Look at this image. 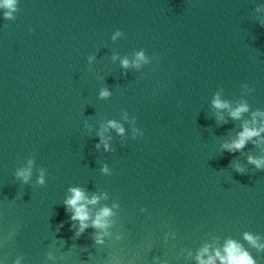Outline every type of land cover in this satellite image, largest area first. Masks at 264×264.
<instances>
[{
  "label": "water",
  "instance_id": "95a60500",
  "mask_svg": "<svg viewBox=\"0 0 264 264\" xmlns=\"http://www.w3.org/2000/svg\"><path fill=\"white\" fill-rule=\"evenodd\" d=\"M3 11L0 264H197L203 244L229 237L264 264L243 235L264 239V169L247 160L264 144L221 147L264 109V0H19L14 19ZM141 49L148 63L121 66ZM217 91L249 112L215 109ZM109 120L124 132L108 127L110 149L97 148ZM29 158L24 184L15 172ZM71 185L100 195L93 212L116 205L104 244L70 227Z\"/></svg>",
  "mask_w": 264,
  "mask_h": 264
},
{
  "label": "clouds",
  "instance_id": "9594fccd",
  "mask_svg": "<svg viewBox=\"0 0 264 264\" xmlns=\"http://www.w3.org/2000/svg\"><path fill=\"white\" fill-rule=\"evenodd\" d=\"M19 0H0V9H3V16L7 19H14V12L18 10ZM264 23V22H262ZM7 25H5L6 27ZM33 31V29H29ZM122 30L117 29L114 36L122 35ZM93 57H89V60ZM113 59H116L113 56ZM121 66L127 68L129 64L139 67L142 63H148V57L145 56L143 49L135 53L134 59L129 61L128 57H123L120 60ZM110 95V91L104 88L100 91L101 97ZM179 103V102H178ZM212 106L217 109L228 110V115L232 119H241L243 114L249 112L250 105L246 101H239L233 104L228 99L222 97L221 92L217 91L212 98ZM216 119L218 122H226L224 120L223 112L218 111ZM108 127L115 128L119 133L124 132V127L116 120H109L107 124L100 131V140L96 147L99 148L100 144L104 145L105 150L110 149L109 139L103 135V132ZM143 136V132H141ZM248 142L254 144H264V109H256L251 111L250 119H243L239 131L229 139L225 140L221 147L230 152L236 153L242 151ZM247 160L249 163L254 164L257 169H264V156H256L248 154ZM34 160L29 158L26 166L20 167L15 172V177L22 183L27 184L32 180L34 170ZM236 170L242 172L243 169L237 165ZM102 171L107 172V165L103 166ZM48 171L45 168H40L38 175H36L35 183L37 185H45L47 183ZM68 195L64 198L63 204L65 212L69 214V219L78 222V227L75 223L70 225L75 229V235L79 236L85 232L86 229L92 228L94 230L93 239L96 244H104V238L110 236L109 228L113 221L114 216L113 206H103L93 212L90 205H95L100 195L95 193L89 195L88 192L80 185H71L68 188ZM106 195V194H105ZM60 227L63 226V221L60 222ZM244 239L247 240L253 247L258 250L264 249V239L257 233L245 232ZM119 239V237H117ZM191 255V251L188 253ZM195 259L197 264H257L255 257L251 252L244 247V245L234 239L226 238L223 244L205 243L196 251ZM15 264H21V258H17ZM166 264V262H165Z\"/></svg>",
  "mask_w": 264,
  "mask_h": 264
}]
</instances>
